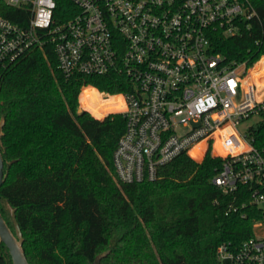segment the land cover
Returning a JSON list of instances; mask_svg holds the SVG:
<instances>
[{"label": "trees", "instance_id": "16d2710c", "mask_svg": "<svg viewBox=\"0 0 264 264\" xmlns=\"http://www.w3.org/2000/svg\"><path fill=\"white\" fill-rule=\"evenodd\" d=\"M56 5L63 13L70 3ZM258 9L261 29L234 37L214 32L213 52L249 65L263 54L264 0ZM0 15L19 24L29 18L24 8L4 0ZM257 37L259 45L253 43ZM81 85L107 94L130 88L116 72L65 79L50 45L28 50L0 79V213L16 235L14 208L29 264H90L106 251L100 264H217L220 243L237 245L252 235L255 207L225 214L232 200L239 205L246 196L224 194L212 182L219 157L206 154L196 161L182 153L159 166L155 180L120 182L112 155L124 118L78 112ZM81 97L94 114L111 108L93 88H84ZM0 264H12L1 242Z\"/></svg>", "mask_w": 264, "mask_h": 264}, {"label": "built area", "instance_id": "2783aa9c", "mask_svg": "<svg viewBox=\"0 0 264 264\" xmlns=\"http://www.w3.org/2000/svg\"><path fill=\"white\" fill-rule=\"evenodd\" d=\"M67 1L58 13L56 0H4L29 18L19 24L0 15V79L28 50L46 45L65 79L125 76L130 88L120 93L80 87L111 101L103 115L88 106L93 117L124 118L112 155L116 178L155 180L158 167L182 153L196 161L219 157L212 182L224 194L246 196L225 214L249 204L258 216L251 236L216 247L217 264H264V53L250 65L225 61L212 43L214 32L234 37L261 29V0Z\"/></svg>", "mask_w": 264, "mask_h": 264}, {"label": "water", "instance_id": "95a60500", "mask_svg": "<svg viewBox=\"0 0 264 264\" xmlns=\"http://www.w3.org/2000/svg\"><path fill=\"white\" fill-rule=\"evenodd\" d=\"M2 134V123H0V135ZM14 161V160H13ZM12 162V161H11ZM3 157L0 151V186L4 182V172H3ZM14 208L10 209L12 221L15 227L16 235L8 227L4 218L0 213V242L5 245L9 253L12 264H29L24 250H23V236L19 227V224L15 218ZM108 251L98 254L94 257L90 264H100L102 258L107 256Z\"/></svg>", "mask_w": 264, "mask_h": 264}, {"label": "rangeland", "instance_id": "374dc122", "mask_svg": "<svg viewBox=\"0 0 264 264\" xmlns=\"http://www.w3.org/2000/svg\"><path fill=\"white\" fill-rule=\"evenodd\" d=\"M100 93V95L102 94L100 91H98ZM101 101H106V100H101ZM88 105V104H87ZM84 102V99L81 97V92L78 95V112H82L83 110H87V112L91 115L94 116L91 112H89L88 110V106H87ZM95 106H98V104L95 102L94 104ZM112 105H116V104H112ZM117 112V111H115ZM99 118H102V116H99Z\"/></svg>", "mask_w": 264, "mask_h": 264}]
</instances>
